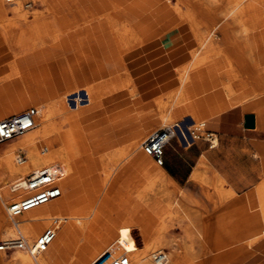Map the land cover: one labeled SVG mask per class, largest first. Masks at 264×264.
I'll list each match as a JSON object with an SVG mask.
<instances>
[{"label": "bare ground", "instance_id": "bare-ground-1", "mask_svg": "<svg viewBox=\"0 0 264 264\" xmlns=\"http://www.w3.org/2000/svg\"><path fill=\"white\" fill-rule=\"evenodd\" d=\"M169 1L0 0V58L10 57L0 66V72L6 69L0 76V99L11 97L6 105L9 113L0 110V118L18 114L24 103H32L36 110L35 127L0 152V183L14 178L9 190L16 193L11 200H22L32 193L26 179L46 169L54 174L59 189L57 197L13 217L8 215L6 205L8 219L0 203V234L11 236L13 225L26 241L28 237L33 241L47 228L55 231L39 256L18 249L10 264H93L115 246L118 253L126 254L127 264H153L148 258V245H137L128 224L121 222L104 231L96 228L98 222L109 218L111 191L98 199L105 180L100 178L95 157L101 137L81 130L82 121L92 119L90 114L82 116V102H89L92 111L104 101L110 103L104 120L116 130L123 126L126 136H130L125 137L130 158L122 171L131 167L140 177L136 199L158 214L161 209L170 212V207L163 208L158 198L166 194V184L172 182L163 168L153 163V157L144 152L145 129L159 119L183 114V120L175 122L177 128L166 145L175 134L188 142V124L242 105L257 85L264 90V66L258 67L264 63V0H180L174 5ZM210 19L215 24L207 31ZM230 23L242 33L243 43L237 46L244 49L243 57L229 58L227 69L221 71L219 55L231 51L217 49L206 57L201 56V51L211 46L217 28L229 43ZM181 24L190 30L196 44L190 51L191 59L177 67L180 86L166 93V101L142 103L134 114L130 113L129 98L137 94L126 55L143 47L152 38L148 37L150 31L159 28L165 32ZM209 57L213 62L207 64ZM98 79L101 80L96 82ZM238 88L243 91L237 93ZM184 100H189L184 106L163 113L166 102L177 105ZM259 107L263 113L256 114L264 118V93ZM94 125L86 124L88 128ZM56 145L59 147L54 148ZM17 150H23L26 159L15 156ZM26 174L29 175L24 179ZM216 187L230 192L222 179L216 181ZM252 204L257 206L262 229L245 240L247 246L264 235V180L246 194L237 208ZM138 227L139 231L145 228ZM152 240L155 245L161 244L160 233ZM155 254V264L179 262L174 252L165 254L161 262L155 261Z\"/></svg>", "mask_w": 264, "mask_h": 264}, {"label": "rangeland", "instance_id": "rangeland-1", "mask_svg": "<svg viewBox=\"0 0 264 264\" xmlns=\"http://www.w3.org/2000/svg\"><path fill=\"white\" fill-rule=\"evenodd\" d=\"M177 1L172 0L170 3L172 5L180 3V0ZM182 7L184 8L185 6ZM27 8L31 9L32 7L29 6ZM211 21L212 19L209 20L210 25H208L207 31L211 30L213 28V25L215 24L214 22L211 23ZM233 25L235 24L230 23L229 25L231 26L229 43L226 40H223V34L217 28L212 35L211 46L201 51V56L206 57L208 54H211L217 49H224L226 51L230 50L231 52H229L228 55H219V59L221 61V71L227 69V61H229V58L243 57L242 53L244 49L237 46L243 43V36L239 29H236L237 27L235 28ZM162 32V30L156 28V30L150 31V35L148 37H156ZM2 45L3 40L1 39L0 47ZM191 56L192 52H190V59ZM209 58L207 64L213 62L211 59L212 57ZM9 60V56L0 58V66L4 65ZM263 66L264 63L258 65V67L260 68ZM5 71L6 69L0 72V76L4 75ZM100 80L101 79H98L96 80V82ZM197 89H199V87ZM237 90L238 93L240 91H243V88H238ZM263 91V88L260 85H257L256 88H254V92L245 97L242 104L243 108L247 109L250 112H256L258 113V115H262L261 113H263V110L261 111L259 107V99L263 95ZM10 99L11 97L0 99V110L9 113L7 112L8 109L6 105ZM157 100L166 101V94L159 96L158 98H156V101ZM187 101L189 100H184L182 101V103H179L177 105H172V101H168L162 108L163 113L168 114L177 109L179 106H184L183 104ZM141 104L142 103L136 96L134 97V99L130 97L128 104L130 113L134 114ZM108 105H110V103L104 101L101 106L93 108V111L90 109L91 104L89 102L87 103V101L82 102V104L79 105L81 108L80 111H82V116H88L90 114L92 117V119L88 121H82L81 130L83 132L92 131L94 134H97L99 137H101L100 142L98 143V149L95 152V157L98 159L97 168L100 178H105V180L101 183V189L97 194L98 199L100 200L101 198H103V195L107 190L111 191V194L109 195V202L112 209L109 212V218L106 219V221L102 220L98 222L96 225L97 230L104 231V229L108 226L115 227L122 222L130 226L132 237L139 247L148 245V258L153 264H155V262L153 260L152 254L157 253L158 251H162L165 254H169L171 252L176 253L179 260L178 264H201L202 259L207 256L208 253L212 252V250H216L205 248L206 232L202 230L204 228L203 219L204 222L208 224L212 217H217L216 214L218 212V209L220 208L218 200L213 205L208 198L209 194L212 195L215 193V182L209 181V169L205 166L203 162L204 158L200 156V153L196 148V143L200 142L202 138L206 137L205 125L209 124L212 121L205 122V125L203 126L204 129L202 131H198L196 129L202 128L201 122L206 121V119L198 118L196 121L188 124L189 132L187 138L188 142L190 143L188 144L184 140L176 147L180 149L181 145L186 144L189 147L188 149H194L192 153L195 155L194 160H196V164L193 165L191 172H187L186 175H188L190 179L198 181L199 185L183 184L182 182L176 181V179H173L175 185H173L172 183H167L165 188L166 194L159 196L158 202L161 206H163V208L170 207V212H168V210L166 211L164 209H161V211L157 214L154 211L152 212V210L141 206L140 202L136 199V186L140 185L142 182L140 177L135 174L131 167L127 172L122 171L130 158V156L128 155L129 152L126 151V146L129 143L128 139L126 138H129L130 136H126V129L123 126L116 130L104 120L103 117L104 115H106L104 112ZM28 107L35 106L32 103H24L18 109L19 113L23 112ZM226 112L231 113L228 120L230 125L238 127L243 126V117L245 114H252L243 111L241 106L231 108ZM117 119L119 120V117ZM180 120H183V114H179L173 119H159L157 123L151 124L147 130L145 129L142 138H147L149 134L161 127L175 126V122ZM88 122H92L93 124L95 123L93 128H88L86 126ZM147 122L150 123L149 121ZM260 131H263L261 133V138L264 139V130ZM24 134H26V132L0 144V152L8 143L12 142L20 136H23ZM258 145L256 146L257 150ZM57 147L59 146L56 145L54 148ZM17 155L21 156L23 159H26L23 150H17L15 156ZM255 155L259 156V159L261 160L260 164L262 166V174L259 181L261 180L262 183L264 180V161L261 159V152L255 153ZM165 159H167L166 154ZM152 161L155 165L160 166L153 160V158ZM161 166L166 171V173L170 174L171 176V173L168 169L170 165H166V160ZM28 175L29 174H26L24 179ZM112 178H115V181L112 182ZM201 179H203V181ZM14 181V178H8L7 180H5V182L0 183V203L2 206L3 214L6 218L8 216L5 213V206L12 202L11 198L16 193V191L9 190L10 184H12ZM254 185H250L247 191L252 190ZM198 188H200V191ZM254 189L252 191H254ZM182 192L187 193L193 199L195 206L200 210L202 215H198L195 209H192L186 203H184V195ZM196 197H198V199H196ZM246 207L255 209L257 212H259L256 204H252ZM139 225H143L145 228L142 231H139ZM157 227H159V229L156 230ZM11 228L12 235L5 236L3 233H1L0 240H6L18 235V231L20 230L13 227V225H11ZM159 233L162 237V243L155 245L152 242V236ZM83 234L84 231L81 235ZM30 241H32V238L28 237L27 242L30 243ZM244 245L246 247L244 256L241 259L227 264H264V236L258 238L253 242V248L248 247L246 243H244ZM18 249L21 248L13 249L10 251L0 250L2 264H10L12 256ZM22 250L28 253L25 249ZM167 264L172 263L169 262Z\"/></svg>", "mask_w": 264, "mask_h": 264}, {"label": "crops", "instance_id": "crops-1", "mask_svg": "<svg viewBox=\"0 0 264 264\" xmlns=\"http://www.w3.org/2000/svg\"><path fill=\"white\" fill-rule=\"evenodd\" d=\"M195 44L196 40L190 30L181 24L149 38L143 47L128 53L129 57L126 55L125 63L141 103L153 102L159 96L180 86L177 67L189 61L190 51ZM237 106L254 115V128L230 125L228 120L231 113L226 111ZM207 121L212 122L205 125ZM204 125L206 137L196 143V148L209 169V181L215 182V193L209 194L208 198L213 205L218 200L220 208L217 217H212L208 224L203 219L202 230L206 232L205 248L216 250L208 253L201 264H227L241 259L246 251L245 240L262 229L259 212L249 207L240 209L237 207L244 201L246 194L252 193L261 182L259 181L262 174L261 160L255 153L261 152V159L264 161V139L261 138L263 131H260L264 130V118L238 104L206 118L202 128L196 130L202 131ZM180 143L182 141L175 134L164 148V153L167 155L166 165H170L168 169L171 176L166 174L173 185H175L173 179L183 184L199 185L198 181L186 175L196 164L195 155L192 153L194 149H188L186 144L181 145L180 149L176 148ZM218 179H222L230 192L217 190ZM250 185L254 187L247 191ZM198 189L200 191V188ZM182 193L184 203L195 209L198 215H202L193 199L187 193ZM248 247L253 248V242Z\"/></svg>", "mask_w": 264, "mask_h": 264}, {"label": "built area", "instance_id": "built-area-1", "mask_svg": "<svg viewBox=\"0 0 264 264\" xmlns=\"http://www.w3.org/2000/svg\"><path fill=\"white\" fill-rule=\"evenodd\" d=\"M35 113V108L28 107L21 113L0 118V144L34 128ZM175 128L177 126L161 127L151 133L142 144L144 152L152 156L160 166L165 161L164 146L173 135ZM26 186L32 193L22 200H15L7 205L6 211L10 217L59 195V189L54 183V174L46 169L31 174L26 179ZM54 235V229L47 228L40 236L29 243L18 231V235L14 239L0 240V250L10 251L15 248H21L28 251L33 257H37L45 250ZM118 250L117 246L107 250L93 264H127L128 258L126 254L118 253ZM164 258L165 253L162 251H158L154 256L156 262H161L165 260Z\"/></svg>", "mask_w": 264, "mask_h": 264}, {"label": "water", "instance_id": "water-1", "mask_svg": "<svg viewBox=\"0 0 264 264\" xmlns=\"http://www.w3.org/2000/svg\"><path fill=\"white\" fill-rule=\"evenodd\" d=\"M244 128H254L255 127V118L253 114H245L244 115Z\"/></svg>", "mask_w": 264, "mask_h": 264}]
</instances>
